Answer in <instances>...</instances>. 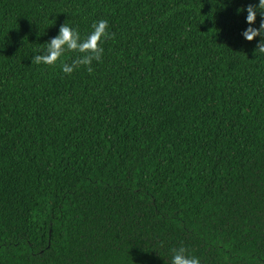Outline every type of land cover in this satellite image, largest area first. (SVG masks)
I'll list each match as a JSON object with an SVG mask.
<instances>
[{
	"label": "trees",
	"instance_id": "1",
	"mask_svg": "<svg viewBox=\"0 0 264 264\" xmlns=\"http://www.w3.org/2000/svg\"><path fill=\"white\" fill-rule=\"evenodd\" d=\"M258 3L0 0V264H264ZM99 20L91 74L32 64Z\"/></svg>",
	"mask_w": 264,
	"mask_h": 264
},
{
	"label": "clouds",
	"instance_id": "2",
	"mask_svg": "<svg viewBox=\"0 0 264 264\" xmlns=\"http://www.w3.org/2000/svg\"><path fill=\"white\" fill-rule=\"evenodd\" d=\"M243 11H245L244 8L237 9L238 13ZM246 11V22L249 27L242 35L249 42L259 36L260 41L254 49V54H264V0H259L257 5L249 4ZM257 11L262 16L259 28L252 27L256 22ZM91 28L92 31L84 38H81L79 31L73 29L65 22L60 26L58 35L43 44V54L33 55L31 58L32 64L55 66L56 62L65 52H75L79 55H77L71 64L62 63V71L70 75L78 67L86 66L87 71L91 74L94 71L91 66L92 62H100L103 56L102 40L114 36L113 33L107 31L108 22L106 20L94 22ZM186 251L184 247L172 249L171 264H200V260L197 257L186 255Z\"/></svg>",
	"mask_w": 264,
	"mask_h": 264
}]
</instances>
